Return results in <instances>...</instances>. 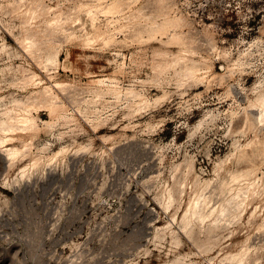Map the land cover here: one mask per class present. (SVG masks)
<instances>
[{"label":"rangeland","instance_id":"374dc122","mask_svg":"<svg viewBox=\"0 0 264 264\" xmlns=\"http://www.w3.org/2000/svg\"><path fill=\"white\" fill-rule=\"evenodd\" d=\"M8 1L13 0H0V112L13 97L40 88L18 83L15 70L21 64L36 71L43 83H67L57 92L81 127L72 129L60 121L46 126L47 110L33 111L39 114L40 128L30 134L32 153L45 147L40 162L29 164L27 155L7 166L0 149V264H217L225 246L244 243L251 249L245 264H264V226L255 225L264 213V193L235 222H218L211 231L208 221H194L184 229L182 220L194 194L182 183L188 159L198 178L209 180L202 189L216 205L229 195L230 186L244 189L247 181L264 177V128L252 122L255 108H247L249 120L244 109L253 87L264 82V0H167L173 14L188 20L183 29L194 40L192 46L214 64L207 77L185 83L170 69L150 79L154 46L177 48L175 43L160 44L165 35H137L155 0H131L130 8L124 0L120 12L109 16L97 10L94 21L87 6L95 9L111 0H43L54 7L50 15H69L63 24L67 32L58 31L50 39L59 49V62L48 73L43 61L27 54L17 39L25 30L23 19L9 11ZM133 13L140 18L133 16L116 30L117 40L109 44H87L80 38L93 24L118 28L127 23L125 14ZM47 45L42 43V51ZM248 47L254 54L245 71L229 76L218 51L226 48L237 56ZM98 77L138 88V79H147L143 91L149 98L164 91L167 95L124 116L123 100L106 94L90 101L99 85L91 79ZM88 108L99 111L90 114ZM96 114L108 116L102 127L94 128L87 118ZM60 147H65L62 154L49 160ZM227 155L215 172V162ZM256 205L257 214L247 221Z\"/></svg>","mask_w":264,"mask_h":264},{"label":"bare ground","instance_id":"6f19581e","mask_svg":"<svg viewBox=\"0 0 264 264\" xmlns=\"http://www.w3.org/2000/svg\"><path fill=\"white\" fill-rule=\"evenodd\" d=\"M123 3L124 0H111L99 7L95 6V9L89 5L87 6L89 14L91 15L89 18L94 21L97 10H100L106 15L109 14V16H113L119 11V7L122 6ZM130 3L131 0L126 2L128 8L131 7ZM155 3L156 5L152 9V12L147 15V17L144 16V19L147 20L146 25L138 28L137 35L142 37L144 32L149 38H156L158 34L161 36L165 35L166 40L159 38L160 44L167 45L169 43H175L177 44V48L172 50L167 47L162 48L160 46H154V53L152 54L153 75L150 79H159L158 77L165 75L166 72L169 71L168 69L172 70V75L176 76L178 80L182 81V83H185L188 80H201L207 77L208 72L213 71L214 64L209 56L203 55L192 46L194 40L188 36L183 29L184 27H188V20L186 17L173 14L172 12L174 10L172 4L167 0H155ZM6 6L10 9V12H14L23 19L22 25L25 30L22 36L17 37V39L21 43L24 51L37 60L43 61L42 63L44 65H42L47 73L50 68H56L59 62V49L55 48L56 46L54 47L50 45L49 42L56 32H67L68 29L63 28V24L68 20L69 15H61L60 12H53L54 14L50 15L49 12L53 10L54 7L45 3L43 0H13L8 1ZM139 10H141L140 6L136 8V11ZM151 14L153 16H151ZM133 16L136 17V20L140 18L138 14L135 13H133L132 16L131 14H125L124 18L127 23L125 24L124 22L123 24H120L118 28L112 30L110 28H102L101 26L93 24V30L80 38L87 44L96 43L99 40L105 45L109 44L114 40H117L115 35L116 30H120L123 26H127L129 21H132ZM39 17H42V19L40 20V23H37L36 21ZM68 34H72V31H68ZM43 42H48V45L42 51L41 45ZM250 45H252V43ZM212 47L215 48L213 42ZM253 54L254 52L250 47L240 51L237 56H231L226 48L218 51V55L226 62L222 67L223 69L227 68L226 70L228 71L229 76H233L236 70L240 73L245 71V67L247 63H249L248 59H251ZM195 55H197V58H195ZM15 71L19 73L16 78L20 85L25 87L28 85H35V87H37L40 84V88L30 89L23 97H13L12 103L5 105L0 112V149L7 166L12 165L16 159L27 155H31V162L29 164L34 166L37 165L43 157L42 150L45 147H39V151L32 153L33 142L30 138V134L31 131H36L40 128L39 123L37 122L39 114L34 113L33 111L42 109L47 110L49 119L42 121L43 125L46 126H52L54 122L60 121L62 124L72 126V129H78L81 127V124L76 119L75 115L68 113L66 104L62 102L59 93L57 92L58 89H65V86L67 85L66 82L62 80H54L52 83H43L41 81L42 78L36 71L21 64L18 65ZM15 71L14 73H16ZM219 75L223 77L224 73H219ZM105 80V78L99 77L91 79L92 83L99 85L96 87L94 93L96 97L91 98L90 101L92 102L99 98H103L106 94L112 96L115 101L123 100L126 108L124 116L133 115L150 104H156L167 95L166 91H164L162 94H157L153 98H149L143 91V84L147 79H138L140 82L139 88L133 83L126 87L120 86L116 83L114 78L110 79L108 82ZM11 83L13 82L11 81ZM253 91V97L249 99L244 107L246 118L248 120L250 119V109L247 110V108H253V110L255 108L256 111L252 122L260 125V128L263 129L264 82L261 80L258 85L253 87ZM98 111V108H88V113L90 114H95ZM87 118L91 120L94 128H98L103 126L108 116L96 114L93 118H89V116H87ZM126 126H128V124L123 125V127ZM27 135L29 136L25 138ZM16 140H19L20 143H16ZM64 150L65 147L56 149L48 156V159L52 160L57 158ZM260 150L264 153V140H261ZM228 157L229 155L225 156V158H220L215 162V172L222 167V164ZM27 165L21 167L22 172L25 171ZM241 174L243 173L233 175V179L238 180L237 178L239 176L241 177ZM184 175L182 183L189 186L190 192H194L193 195L190 193L185 210L182 214L184 229L194 221H198L202 225H205L207 221L210 222V224L213 225L209 227L210 231L215 228L216 223L218 222H235L237 216L241 215L246 206L251 203L252 200L260 197L264 193V177L257 176L253 180L247 181L244 189H241L242 185L238 188L230 186L228 189V193L230 192L229 195L223 202L216 205L210 203L211 200L204 194L202 186H206L209 183V180H201L198 178V175L194 172V163L192 159L186 161ZM233 189L234 191H232ZM173 195L174 191L170 190L168 192V198L172 200ZM256 207L257 205L249 211L247 221L257 214L258 211L256 210ZM255 225L257 227L264 226V213L261 216V220ZM166 227L168 228L167 225ZM168 230L171 234L172 230ZM249 237L250 236L247 234L244 241L248 240ZM250 251L249 244L245 243L241 247L230 248L225 246L221 252L222 256L219 258L217 264H245L249 261ZM224 259L226 260V262L224 261L225 263L223 262ZM257 259L258 258L255 257L256 261Z\"/></svg>","mask_w":264,"mask_h":264}]
</instances>
